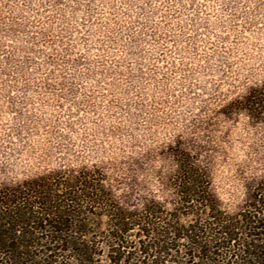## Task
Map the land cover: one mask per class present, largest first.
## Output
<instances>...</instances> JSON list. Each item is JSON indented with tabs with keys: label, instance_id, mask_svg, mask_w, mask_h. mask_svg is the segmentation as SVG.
I'll list each match as a JSON object with an SVG mask.
<instances>
[{
	"label": "rangeland",
	"instance_id": "374dc122",
	"mask_svg": "<svg viewBox=\"0 0 264 264\" xmlns=\"http://www.w3.org/2000/svg\"><path fill=\"white\" fill-rule=\"evenodd\" d=\"M262 82L264 0H0V189L46 177L27 202L63 206L104 190L66 217L61 237L80 244L50 264H242L226 244L179 240L217 212L183 204L175 180L186 153L222 217L264 189V120L235 106ZM113 213L127 218L120 241Z\"/></svg>",
	"mask_w": 264,
	"mask_h": 264
},
{
	"label": "trees",
	"instance_id": "16d2710c",
	"mask_svg": "<svg viewBox=\"0 0 264 264\" xmlns=\"http://www.w3.org/2000/svg\"><path fill=\"white\" fill-rule=\"evenodd\" d=\"M239 105H243L242 107L247 109L254 117L264 120V82L260 86L252 88L240 100L236 101L235 106ZM182 156L184 157L178 161V176L175 180L177 195L183 204L201 203L205 212L206 210L216 211L217 215L214 214L207 217V219H204L201 215L193 223L185 227L175 228L179 240L185 238L189 242L191 241L194 248L199 247L202 254L209 251L206 249L209 246L208 244H212L211 248L213 250H219V247L223 248L225 246L228 248V252L225 253H230V258L234 257L236 260L238 258L243 262L242 264H264V189H257L239 213L222 217L223 215L220 211H217L215 201L208 189L205 173L188 162L189 158L186 153H182ZM79 176H81L80 173ZM78 177L73 176L75 181L68 188L74 190L79 182ZM45 179L46 177H39L36 180L18 184L14 187L0 189V257L2 256V259H5L0 261V264H41L36 259H40L42 256L48 259L45 264L56 262L53 257L54 254L60 255L59 253L67 251L70 245L80 244L76 240L70 241L61 237L62 233L75 227L72 226L69 216H74V214L78 216V208L81 206L80 201L83 202L88 198L91 199V205L97 204L95 205L97 207L102 205L98 199H101L104 190L93 184H86L80 195H75L73 191L72 193L75 196L71 195L70 197V192H68L69 203H63L64 206L59 203L56 205L50 204L49 197L39 194L45 191L47 187ZM82 179H85V177H82ZM25 187L35 192L40 191L37 196L34 195L36 201L27 202V195L25 196L24 192ZM97 193L101 194V197L93 200V196H96ZM68 200L65 199L64 201L68 202ZM33 207L39 208V211L33 210ZM113 215L115 216V219H113L115 223L113 224L114 233L112 238L120 241L121 234L127 230V223L124 222L127 218L120 216L118 213H113ZM30 223L39 224L38 226L34 225L35 229H45L50 232V238L45 240L44 243H40L41 239L30 237L29 235H32V233L27 230ZM212 225L214 226L211 227ZM79 228L81 227H76V231ZM206 228L215 231L211 239ZM238 230L244 233V237L237 236ZM116 244L119 245V242ZM81 245L84 249L79 248L77 255L87 261L85 257L89 246L84 243H81ZM233 247H236V249L234 250ZM36 248H40L38 255L33 254ZM229 250H232V252ZM200 258L202 260L203 256H200ZM7 260L8 263H6Z\"/></svg>",
	"mask_w": 264,
	"mask_h": 264
}]
</instances>
